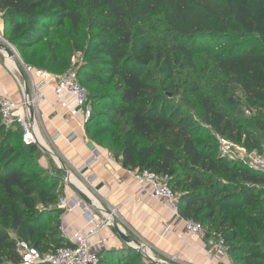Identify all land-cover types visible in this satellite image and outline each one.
Wrapping results in <instances>:
<instances>
[{
	"label": "trees",
	"instance_id": "trees-1",
	"mask_svg": "<svg viewBox=\"0 0 264 264\" xmlns=\"http://www.w3.org/2000/svg\"><path fill=\"white\" fill-rule=\"evenodd\" d=\"M0 12L5 36L25 56L35 48L30 59H39L37 65L60 66L68 39L83 52L87 61L77 71L88 90L105 84L119 90L106 103L117 116L107 123L119 126L109 134L120 146L114 157L126 168L169 173L183 219L208 225L215 231L209 236L222 235L237 264H264L263 251L235 244L239 216L257 214L264 203V174L220 157L214 135L165 91L197 96L213 132L262 153L264 0H0ZM179 69L190 70L181 79L188 89L179 88ZM195 71L209 73L212 82L201 85ZM92 120L88 137L113 153L98 141L105 129L91 135ZM42 150L0 119V264H21L14 234L41 251L71 244L57 205L63 192L55 189L63 174L38 164ZM128 254L140 256L127 247L110 251L100 264H146L124 263Z\"/></svg>",
	"mask_w": 264,
	"mask_h": 264
},
{
	"label": "crops",
	"instance_id": "crops-1",
	"mask_svg": "<svg viewBox=\"0 0 264 264\" xmlns=\"http://www.w3.org/2000/svg\"><path fill=\"white\" fill-rule=\"evenodd\" d=\"M4 28L1 15L2 33ZM0 95L16 101L23 97L20 83L4 67L1 55ZM46 95L47 100L39 106L38 123L43 133L40 142L64 159L72 176L77 178L81 185L86 180L97 179L94 187L104 193L99 196L101 202L108 208L116 209L115 222L129 237L139 242L148 241L159 257L157 258L152 251L155 258L165 264H172L170 259L175 264L229 262V259H220L212 251L211 239H202L187 231L184 219L173 211L169 201L155 197L148 185L136 183L122 169L120 160L115 158L110 150L90 139L80 119L72 117L55 104L52 89L48 88ZM95 154L98 159L91 166L82 169ZM60 182L63 195L69 200L80 196L69 183L65 182L64 176L60 178ZM82 187L88 191L84 185ZM61 229L71 243L78 234L89 235L94 250L102 259H106L110 251L126 246L114 225L97 228L94 222L87 219L81 205L64 210L61 215ZM14 237L16 238L15 234ZM172 257H176L177 260Z\"/></svg>",
	"mask_w": 264,
	"mask_h": 264
},
{
	"label": "built area",
	"instance_id": "built-area-1",
	"mask_svg": "<svg viewBox=\"0 0 264 264\" xmlns=\"http://www.w3.org/2000/svg\"><path fill=\"white\" fill-rule=\"evenodd\" d=\"M1 15L2 13L0 17ZM0 43L13 53L11 57L4 49H0L5 56L6 68L20 83L23 96L20 101H16L0 95V119L8 127H18L26 144L40 145L38 138V132L41 133L38 123L39 106L47 100L46 91L48 88L52 89L54 93L55 104L67 111L72 117L79 118L82 126H85L91 120L93 114L92 99L88 88L81 82L77 69L58 76L55 73L26 63L20 56L17 47L1 31ZM9 59L16 61L17 68L15 70L8 66L7 61ZM245 114L253 116L254 110L247 108ZM96 154L82 169L91 166L98 159ZM218 155L230 161L241 162L264 174V154L256 149L250 150L243 144L226 136H218ZM122 169L136 183L148 185L155 197L169 201L173 211L179 214L180 194L173 189L172 178L169 173H158L138 167H123ZM96 181L97 179H89L86 182L81 181L89 189L91 196L84 192L91 199V203L80 196L69 200L61 193L58 207L68 210L75 205H81L87 219L94 222L97 228L114 225L116 209L108 208L101 202L99 196L104 195V193L94 187ZM65 182L69 183L66 178ZM184 222L187 231L191 234L198 235L202 239H211L210 246L217 257L228 260V248L222 235L209 236L206 227L194 219H184ZM15 240L17 251L21 255V264H100L102 259L99 253L94 250L89 235L78 234L70 245L51 248L46 251H41L26 240L18 238H15ZM130 245L131 248L143 253L149 262L155 261L156 264H165L162 260L148 255L147 249H151L148 242L143 241L136 246L131 243ZM173 259L177 260L176 257Z\"/></svg>",
	"mask_w": 264,
	"mask_h": 264
},
{
	"label": "rangeland",
	"instance_id": "rangeland-1",
	"mask_svg": "<svg viewBox=\"0 0 264 264\" xmlns=\"http://www.w3.org/2000/svg\"><path fill=\"white\" fill-rule=\"evenodd\" d=\"M3 33L5 35V32H3ZM56 33H58V31ZM38 48H39V58H40L42 53L45 51V48H46L45 43H42L41 45H39ZM34 49L35 48L31 49L27 56L23 55L19 49H18V51L20 53V56L22 57V59L26 63H29V64L33 63L31 65H33L39 69H43V70H47V71L54 70L53 72L55 74H57L58 76H61L70 70H74V69L81 67V65H83L85 63V61H87V58L84 56L83 52L74 51L72 49V46H71L69 39H68V42H63V46L61 48L65 52L63 54V58H62V62H61L62 64L60 66H56L54 68H50V66H48L46 63H44L43 66L37 65L40 62L39 59L35 62H32L30 58H31V55H32ZM0 55L2 57L3 65L6 68L5 56L2 52H0ZM47 67L49 68V70L46 69ZM189 72H190V70H182V69L178 70L179 74H178L177 79H179V88L182 87L183 89H188L187 85L182 84L183 81L181 79L183 78L182 75H185L186 73H189ZM210 77L211 76L209 73H199L198 71H195L193 74V78L196 81H198L201 85H208L209 82H212V79ZM216 83L218 85H220V87L224 86V82L221 83L220 80H216ZM88 87H89L90 94L92 97L93 109H94V114H92V116H91V119L93 117L91 125H94L95 127L93 126L94 128L91 130V135L97 130L105 129L106 132L98 137V141H101L107 147L114 149V151L112 153L114 155V154H116L117 151H119L120 146H118L117 144L116 145L113 144V140H112V138H110L109 134H110L111 130H114L116 128L118 130L119 126L116 127L112 124L107 123V121L110 118H113L116 116L115 115L116 113H114L113 105L112 104H106V103L108 101H112V99H116L118 92H119L118 87L114 84L113 85H106V84L105 85H97L95 88L90 87L88 85ZM165 91H166V95L168 96V99H170L173 102V103L171 102L173 105H175L177 108H182L183 110H186L189 113H192L195 120L197 121V123L201 127L206 128L208 133L214 135L216 142L218 141V136H221V135L213 132L214 131L213 128L210 125H208L207 122L205 121L203 114H201V107L197 104L198 103L197 96L190 95L189 92L184 93L182 89L180 90L178 95L175 94L176 90L174 88H170L169 90H165ZM234 91H235V96L238 97L240 95V88L235 87ZM127 116L128 115H126L124 117V119H126ZM246 117H243V118H246ZM116 118H117V116H116ZM121 120H122V118H121ZM16 131H17L16 135L20 137V132L18 130H16ZM42 135H43V133H42ZM93 141L95 143H97L95 140H93ZM40 143L44 146V144L42 142H40ZM262 153L264 154V149H263ZM38 162H39L38 164L48 172L56 173L59 169V165H58L56 159L51 154L47 153L46 151H43V150L41 151V153L39 154ZM56 183H57L56 184L57 186H55L56 187L55 189L58 192L61 189L62 183L60 182V179H58V181H56ZM176 191L179 192L180 190L177 189ZM260 209L261 210L257 211L258 212L257 214H251L250 217L247 216V218H245L246 214L242 213L238 219L239 220V226L237 228V231L239 233V240L236 241L235 244L238 245L241 249H244L246 252L249 250L248 248L251 246L255 247L257 251H263L264 252V203L260 206ZM250 218H251V220H250ZM55 219L56 218L47 219L46 223L52 224L55 221ZM204 226L206 227V229L208 230L210 235H215V233H214L215 231L213 229H211L208 225H204ZM46 236H47V233H46ZM49 237L51 238V236H49ZM130 241H132V240H130ZM50 242H51V240L49 239V243ZM140 242H143V241L141 240ZM145 242H148V241H145ZM150 246H151V249L153 250L155 256L157 258H159L158 255L156 254V252L154 251L151 244H150ZM130 249L138 252L140 254V256L128 254L127 259L124 260V263L128 261L130 263L145 262L147 264L149 262V260L146 258V256L143 253H140L138 250L133 249L131 247H130ZM244 254H246V253H244ZM131 255H133V256L130 258L129 256H131ZM227 256H228L229 262H227V263L222 262V264H237L238 260L234 259V257L231 256L229 252L227 253ZM172 258H174V257H172ZM164 260H166V259H164ZM170 262L172 264H175L171 259H170ZM152 264H154V263H152ZM239 264H244V262H241Z\"/></svg>",
	"mask_w": 264,
	"mask_h": 264
},
{
	"label": "water",
	"instance_id": "water-1",
	"mask_svg": "<svg viewBox=\"0 0 264 264\" xmlns=\"http://www.w3.org/2000/svg\"><path fill=\"white\" fill-rule=\"evenodd\" d=\"M0 49H4L9 56H13V53L12 51L5 47L3 44L0 43ZM40 147L46 151L47 153L51 154L54 158H57L59 162L58 165H59V168L61 170V173L63 174V176L68 180L69 184L77 191V193L87 202H92L91 199L88 197V195L81 189L79 188L78 186H76L72 181H71V173L69 171V169L67 168V165L64 161V159L55 151H53L50 147H46V146H43L41 143H40ZM114 227L115 229L118 231V233L120 234V236L124 239V241L126 242V246L124 248H130L131 245H130V240H134L136 241L135 239L129 237L122 229L121 227L118 225V223H116L114 221ZM137 244H140L139 241H136ZM151 263H154L156 264L155 261L151 262Z\"/></svg>",
	"mask_w": 264,
	"mask_h": 264
},
{
	"label": "bare ground",
	"instance_id": "bare-ground-1",
	"mask_svg": "<svg viewBox=\"0 0 264 264\" xmlns=\"http://www.w3.org/2000/svg\"><path fill=\"white\" fill-rule=\"evenodd\" d=\"M7 63H8V66H9L12 70H14V69L17 68V64H16V61H15V60H13V59H9V60L7 61ZM38 138H39V141H42V136H41V133H40V132H38ZM47 147H48V146H47ZM55 159H56L57 162H59L57 158H55ZM71 181H72L74 184H76L79 188H81L83 191H85L88 195L91 196V194L89 193V189H88L84 184H82V185H84V186L87 188L88 191L84 190L83 187H82V185H81V183L79 182V180H78L77 178H74V176H71ZM130 243H131L133 246L138 245L136 241H130ZM147 253H148L149 256L155 258V256L153 255L151 249H147Z\"/></svg>",
	"mask_w": 264,
	"mask_h": 264
}]
</instances>
